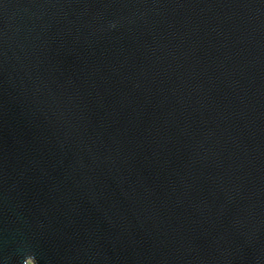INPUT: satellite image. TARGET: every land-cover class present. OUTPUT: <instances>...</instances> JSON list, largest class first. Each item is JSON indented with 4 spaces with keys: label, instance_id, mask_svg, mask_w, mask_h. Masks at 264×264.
I'll use <instances>...</instances> for the list:
<instances>
[{
    "label": "water",
    "instance_id": "water-1",
    "mask_svg": "<svg viewBox=\"0 0 264 264\" xmlns=\"http://www.w3.org/2000/svg\"><path fill=\"white\" fill-rule=\"evenodd\" d=\"M0 264H264V0H0Z\"/></svg>",
    "mask_w": 264,
    "mask_h": 264
}]
</instances>
